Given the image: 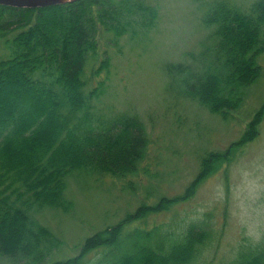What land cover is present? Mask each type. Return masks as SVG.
Instances as JSON below:
<instances>
[{"label": "trees", "instance_id": "1", "mask_svg": "<svg viewBox=\"0 0 264 264\" xmlns=\"http://www.w3.org/2000/svg\"><path fill=\"white\" fill-rule=\"evenodd\" d=\"M131 1L75 0L31 9L0 5V40L12 51L11 58H0V256L26 264H86V255L106 248L110 254L95 264H194L215 238L195 222L180 231L177 225L134 227L126 235L125 229L151 212L189 200L229 165L259 136L264 105L238 141L204 155L199 174L183 195L143 204L88 237L79 255L47 263L60 243L34 220L33 211L68 210L73 203L65 199L66 181L74 172L126 178L138 174L148 156L150 139L139 116L93 123L89 110L100 92L87 93L84 80L102 32L122 37L132 31L137 36L153 25L156 10ZM204 22L215 29L212 42L203 46L200 67L180 63L168 72L186 98L228 119L243 107L244 89L262 75L257 59L264 53V0L256 1L249 13L218 2L207 10ZM107 65L104 61L100 68ZM229 264H264V243H242Z\"/></svg>", "mask_w": 264, "mask_h": 264}, {"label": "rangeland", "instance_id": "2", "mask_svg": "<svg viewBox=\"0 0 264 264\" xmlns=\"http://www.w3.org/2000/svg\"><path fill=\"white\" fill-rule=\"evenodd\" d=\"M256 1L132 0L156 10L149 30L137 36L128 31L122 37L101 33L97 55L88 58L84 71L86 92H100L89 110L93 123L101 126L122 115L139 116L150 139L149 152L139 173L126 178L74 172L66 181L65 199L73 203L68 210L33 211L34 220L50 229L60 243L47 263L79 255L88 237L116 225L139 206L183 195L199 174L205 154L225 151L241 138L264 105V53L257 59L262 75L244 89L243 107L228 119L186 98L168 69L180 63L200 67L203 46L212 42L215 29L204 22L210 6L224 2L249 13ZM11 57L12 51L0 40V58ZM104 61L108 65L100 68ZM191 222L215 235L194 264H229L242 243H264V120L259 136L193 197L168 211L151 212L125 230L127 235L134 227L177 225L180 231ZM106 254L110 249H97L85 256V262L95 264ZM0 264L26 262L0 256Z\"/></svg>", "mask_w": 264, "mask_h": 264}, {"label": "water", "instance_id": "3", "mask_svg": "<svg viewBox=\"0 0 264 264\" xmlns=\"http://www.w3.org/2000/svg\"><path fill=\"white\" fill-rule=\"evenodd\" d=\"M75 0H0V5L16 8H42L66 4Z\"/></svg>", "mask_w": 264, "mask_h": 264}]
</instances>
